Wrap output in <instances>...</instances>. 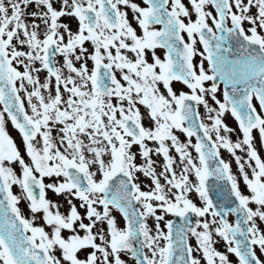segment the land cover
Here are the masks:
<instances>
[{
	"label": "snow or ice",
	"instance_id": "obj_1",
	"mask_svg": "<svg viewBox=\"0 0 264 264\" xmlns=\"http://www.w3.org/2000/svg\"><path fill=\"white\" fill-rule=\"evenodd\" d=\"M189 4L0 0V264H126L122 255L134 264H231L228 253L264 264V0ZM173 81L189 91L177 93ZM153 156L162 157L159 173ZM49 193L64 198L67 212Z\"/></svg>",
	"mask_w": 264,
	"mask_h": 264
},
{
	"label": "rangeland",
	"instance_id": "obj_2",
	"mask_svg": "<svg viewBox=\"0 0 264 264\" xmlns=\"http://www.w3.org/2000/svg\"><path fill=\"white\" fill-rule=\"evenodd\" d=\"M140 1L139 0H136L137 3H141ZM182 3H185V5L188 6L189 9H190V11H191L190 4H189V0H182ZM141 6H143L142 3H141ZM206 10L213 11V15H215V12L211 8V6H208L206 8ZM129 18L131 19V12H129ZM192 19L193 20L195 19V16L194 15L192 16ZM187 22H188L187 21V18H185V23H187ZM209 23H211V21H209ZM133 24H135V23L133 22ZM156 28L159 29L160 27L158 26ZM185 36H186V38L188 40V37H187V34L186 33H185ZM195 47H196V49H197L198 52H203V50H202V48L200 46L198 37H197V43H196V46ZM156 51H157L156 52L157 55H159L163 59L165 50L158 48ZM200 60H201V56L198 55V54L195 55V57H194V64H199ZM149 62H151L150 57H149ZM89 66L91 67V62H89ZM204 66H205V69L207 70L208 69V64H207V61L206 60L204 61ZM40 75H41V78L43 79L45 74L44 73H41ZM118 78H119V74H118ZM211 83L212 82H210V81L209 82H205V87H209ZM17 86H19V82H18ZM172 86H173V89L175 91H177V93H179L181 90H183L185 92H188L189 91L186 88V86L182 85L180 82L173 81ZM29 88H30V86H29ZM162 91H163V88H162ZM222 92H223V88H222V85H220V91H218V93H217V98L218 99H221L222 100V98H223L222 97ZM21 95L23 96V93H21ZM208 99H209V103L212 104L213 106H215L214 105V102L211 101L210 97H208ZM25 104H27L26 100H25ZM2 107L3 106L0 105V109H2ZM26 107H27V105H26ZM257 108H258V106H257ZM199 110L201 112V117L202 118L206 117V110L203 108V106H200V109ZM141 111H142V113L144 112L143 107H141ZM258 111H259V108H258ZM224 119H225V123L228 124L229 127H232V128H236L237 127V122L234 120L233 117H231L230 114H226V116H225ZM145 125L148 126V121L147 120H145ZM7 127H8V130H9L10 135H12V137L14 138V140L17 142L18 147H20L21 153L24 154V149H23V146L21 144V137L19 136L17 130L14 129V127L11 125L10 122L8 123ZM176 134L179 136V138H180L181 141H186L187 140V137L183 133L177 131ZM231 138H232L233 141H235L237 139L236 135H232ZM192 142L195 143V137L192 138ZM149 145L152 146L151 142H149ZM257 147H258V150L261 148V146L259 144V141H257ZM136 150L137 149L134 147L133 148V151H136ZM190 151H192L193 157H196L197 154L195 153V151L194 150H191V149H190ZM171 154L173 156H176L177 157V164H179L178 154H176L174 152V150H172ZM237 154L238 155H241V156L244 155L243 153L239 152V150H237ZM261 155H262V158H264V150H261ZM221 156L226 161H229L231 163V167H232L233 173L234 174H238V168H237V165L234 162V158H232L231 155L225 149H221ZM25 159H27L26 156H25ZM153 160L156 162L157 172L159 173L162 170V157H160V156H153ZM136 162L137 163H141L142 162L139 156L137 157V161ZM197 163H198V161H197ZM180 170H181L180 167H177L176 168V171H177L178 174H179ZM16 171L19 174V168L18 167L16 168ZM93 171H95V170L93 169ZM137 175L140 177V179H139L138 182L141 184L142 190H145V191L149 190V186L151 185V181L148 178L143 177V175L140 174V173H138ZM98 178H99V174H98ZM190 179L194 183L196 182L194 175L190 176ZM48 182H49V180L46 178L45 179V183H48ZM161 183L162 184L165 183V181L163 180V178H161ZM241 188H242V190H244V186L242 184V181H241ZM19 191H20L19 190V187L14 185L13 186V192L15 194H19ZM245 194H247V193H245ZM50 198L56 200L61 205V208H60L61 212H67L68 206H67V204L64 201V198L62 196L61 197H54L51 194ZM189 198L192 199L193 202L196 203L198 206H202V202L199 200V197L197 196V194L195 192L190 193L189 194ZM77 205H79V204H77ZM18 206L24 212L25 217L26 216L27 217H30L31 214H30V212L28 210L27 202L26 201L21 200V202H20V204ZM158 214H160L159 210H158ZM112 215L116 218L117 224H118L119 227H124L125 226V222H124V220L122 218V215L118 211L113 210ZM168 219H173V216L171 214L166 215L165 216V220H168ZM229 219H230V222L231 223H234V217L232 215H230ZM36 223L37 224H41L42 221L38 218L37 221H36ZM154 223H155L154 219H152V218H149L148 219V224H149L150 227L153 228V231H154ZM257 223H258V226L260 227L261 231L264 232V222H261V221L258 220ZM161 227L162 228L164 227V222L163 221L161 222ZM46 230H48V229H46ZM65 235H67V233H65ZM217 241H218V243L216 244L217 250L222 251V252H226V247L223 244V242L220 241L219 238H217ZM190 242L193 243V245H194L195 244L194 238H191L190 239ZM160 243L163 244L164 242L161 241ZM257 252H258V255H261L262 256V259H264V254H260L258 249H257ZM228 255H229V260L231 261V264H239L238 258L234 254L228 253ZM122 259H124L126 261V264H134V261H132L129 256L122 255ZM201 264H206V262L202 260L201 261Z\"/></svg>",
	"mask_w": 264,
	"mask_h": 264
},
{
	"label": "water",
	"instance_id": "obj_3",
	"mask_svg": "<svg viewBox=\"0 0 264 264\" xmlns=\"http://www.w3.org/2000/svg\"><path fill=\"white\" fill-rule=\"evenodd\" d=\"M211 182H215L214 177H210L208 183H209V185H210L211 187L214 188V191H213L212 195H213V199L216 200L217 195H218V190H215V184H213V183H211ZM221 183H222V182H221ZM175 220L177 221V223H179V218L176 217Z\"/></svg>",
	"mask_w": 264,
	"mask_h": 264
},
{
	"label": "flooded vegetation",
	"instance_id": "obj_4",
	"mask_svg": "<svg viewBox=\"0 0 264 264\" xmlns=\"http://www.w3.org/2000/svg\"><path fill=\"white\" fill-rule=\"evenodd\" d=\"M157 52V51H156ZM131 55V54H130Z\"/></svg>",
	"mask_w": 264,
	"mask_h": 264
}]
</instances>
